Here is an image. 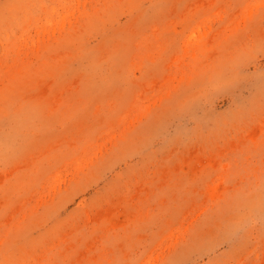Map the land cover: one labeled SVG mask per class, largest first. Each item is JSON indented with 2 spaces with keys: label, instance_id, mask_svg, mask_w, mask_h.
Returning a JSON list of instances; mask_svg holds the SVG:
<instances>
[{
  "label": "rangeland",
  "instance_id": "obj_1",
  "mask_svg": "<svg viewBox=\"0 0 264 264\" xmlns=\"http://www.w3.org/2000/svg\"><path fill=\"white\" fill-rule=\"evenodd\" d=\"M0 264H264V0H0Z\"/></svg>",
  "mask_w": 264,
  "mask_h": 264
}]
</instances>
